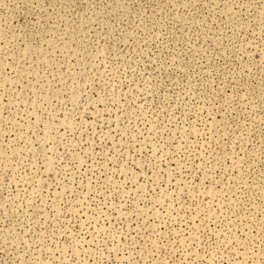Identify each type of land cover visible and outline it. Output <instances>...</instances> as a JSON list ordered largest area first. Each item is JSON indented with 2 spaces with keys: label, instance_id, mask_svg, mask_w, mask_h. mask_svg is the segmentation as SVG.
Returning a JSON list of instances; mask_svg holds the SVG:
<instances>
[{
  "label": "rangeland",
  "instance_id": "1",
  "mask_svg": "<svg viewBox=\"0 0 264 264\" xmlns=\"http://www.w3.org/2000/svg\"><path fill=\"white\" fill-rule=\"evenodd\" d=\"M0 264H264V0H0Z\"/></svg>",
  "mask_w": 264,
  "mask_h": 264
}]
</instances>
